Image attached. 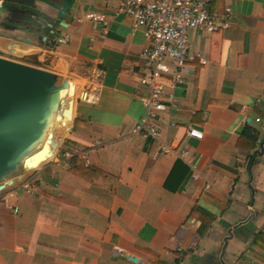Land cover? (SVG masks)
<instances>
[{
    "label": "crops",
    "instance_id": "1",
    "mask_svg": "<svg viewBox=\"0 0 264 264\" xmlns=\"http://www.w3.org/2000/svg\"><path fill=\"white\" fill-rule=\"evenodd\" d=\"M121 3L0 0V56L69 79L78 99L72 163L33 172L34 193L10 200L16 214L0 194V264H264V0L211 1L229 27L188 32L200 57L183 84L163 81L174 102L155 123L158 141L132 134L146 115L150 42L115 14ZM88 13L106 15L108 28ZM92 84L100 93L89 105ZM164 145L188 155H164Z\"/></svg>",
    "mask_w": 264,
    "mask_h": 264
},
{
    "label": "built area",
    "instance_id": "2",
    "mask_svg": "<svg viewBox=\"0 0 264 264\" xmlns=\"http://www.w3.org/2000/svg\"><path fill=\"white\" fill-rule=\"evenodd\" d=\"M212 0H122L121 6L115 14L126 15L133 20L134 30L145 29V36L149 40V46L143 51V58L146 62L145 75L140 79L148 91V97L142 100L146 115L134 126V136L149 137L152 140H160L162 133L156 126V121L170 108L174 102V95L164 90L163 81L173 78L177 85L183 84L182 70L188 63L193 62L200 56L193 55L189 51L188 32L191 30L213 34L229 27L228 21H222L218 16L210 12ZM230 12V9H227ZM86 20L101 24L108 28L106 15L88 13ZM69 41L68 36L58 39V44L65 45ZM202 63L206 62L202 60ZM102 77L98 72L95 78ZM99 86L92 84L83 101L89 105L99 100ZM189 138L203 139V133L190 127L187 131ZM102 146L101 141H96L94 148ZM162 154L174 155L177 158H184L188 153L180 148L164 145L161 148ZM89 152L82 153V158L89 164ZM73 153L70 147L64 142L60 150L51 161L63 160L67 166L70 165ZM196 169V165H192ZM21 189L28 194L34 193V186L27 177L13 185L3 195V204L15 214L19 212L17 207L11 204L17 191Z\"/></svg>",
    "mask_w": 264,
    "mask_h": 264
},
{
    "label": "water",
    "instance_id": "3",
    "mask_svg": "<svg viewBox=\"0 0 264 264\" xmlns=\"http://www.w3.org/2000/svg\"><path fill=\"white\" fill-rule=\"evenodd\" d=\"M75 93L67 78L0 56V194L60 150L72 129Z\"/></svg>",
    "mask_w": 264,
    "mask_h": 264
},
{
    "label": "trees",
    "instance_id": "4",
    "mask_svg": "<svg viewBox=\"0 0 264 264\" xmlns=\"http://www.w3.org/2000/svg\"><path fill=\"white\" fill-rule=\"evenodd\" d=\"M72 163V162H71Z\"/></svg>",
    "mask_w": 264,
    "mask_h": 264
}]
</instances>
